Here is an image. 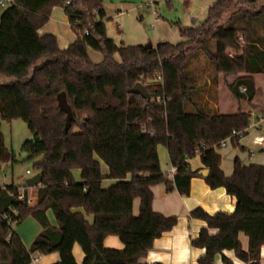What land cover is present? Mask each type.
<instances>
[{
  "label": "trees",
  "instance_id": "obj_1",
  "mask_svg": "<svg viewBox=\"0 0 264 264\" xmlns=\"http://www.w3.org/2000/svg\"><path fill=\"white\" fill-rule=\"evenodd\" d=\"M101 2L12 0L0 10V75L11 79L0 83V123H26L32 137L21 151L29 159L41 158L34 165L41 176V196L35 204L29 205L25 194L19 200L13 185L0 187V264H31L33 257L51 254H58L56 264H77L75 245L84 256L82 264H140L153 242L177 222L153 211L151 188L163 184L167 192L190 195V182L199 175L188 162L196 155L208 170L205 184L223 189L235 201L231 214L209 215L199 208L189 213L216 231L210 235L203 229L191 240L193 248L204 250L197 263L214 264L219 255L223 264H231L223 252H232L243 264H260L264 166L245 167L236 159L232 176L226 178L215 151L226 139L244 151L239 141L250 114L221 115L202 105L205 84L199 83L200 70L186 66L192 54L204 52L212 64L207 70L211 83L215 85L219 75L236 77L228 85L230 94L251 103L257 92L252 76H264V0H214L201 26L179 28L183 41L159 43L148 51L117 46L107 38ZM55 7L64 11L76 36L65 50L58 48L54 36L38 35ZM88 49L101 53L103 62L92 63ZM137 83L147 89L149 101L129 92ZM59 93L65 94L74 118L66 136ZM74 129L89 143L90 159L78 165L67 158ZM4 140L0 130V163L13 162ZM52 140L60 143L55 165L49 162ZM158 146L176 169L171 180L160 170ZM94 156L107 167V178L115 181L108 189L101 187L104 178ZM74 170L79 171L78 180ZM134 199L140 201L136 217ZM48 210L55 227L47 220ZM85 215L92 217V224ZM29 217L41 232L26 249L10 224L17 226ZM239 235L248 239L245 252ZM108 236L117 237L123 249L104 248Z\"/></svg>",
  "mask_w": 264,
  "mask_h": 264
},
{
  "label": "crops",
  "instance_id": "obj_2",
  "mask_svg": "<svg viewBox=\"0 0 264 264\" xmlns=\"http://www.w3.org/2000/svg\"><path fill=\"white\" fill-rule=\"evenodd\" d=\"M38 35L54 36L60 50L67 49L76 40V36L70 29L64 11L59 7L52 9L48 22L38 30ZM205 78L206 80L202 82V84H205V90L201 93L202 105L213 108L217 114L221 115L236 114L239 111L250 114L249 127L239 141V145L244 151L233 148L230 141L224 147L215 150L220 156L221 163L219 168L223 176L226 178L232 176L234 161L236 159L245 167L255 164L257 166H264V113L262 111L264 107V76H252L257 92L255 99L251 103L237 101L230 94L228 85L232 84L236 77L224 79V77L219 75L215 85L211 83L208 75ZM77 132L79 131L77 130ZM76 139L80 141L79 148L77 149L80 158H77L75 154L72 155L70 151L67 153V158L68 162L78 165L81 161L90 159V153L89 143L85 137L79 134ZM157 154L161 172L171 180L173 177L169 174V171L172 166L170 165L166 150L158 146ZM92 158L97 159L95 156ZM98 162L104 178L101 187L108 189L115 184V181L107 178L109 176L107 167L101 161ZM188 165L190 170L198 172L199 176L191 180L190 195L187 197L180 196L176 190L167 192L163 184L151 188L153 194V211L164 217H176L177 222L171 231L163 234L153 242L151 250L147 252L145 257L139 260L140 264H198L197 260L204 255V250L193 248L191 246V240L196 239L199 232L203 229L207 230L210 235H214L216 231L209 230L204 222L190 218L189 213L197 208L204 210L209 215H214L218 212L231 214L234 210V199L226 195L223 189L211 190L205 184L204 178L200 175L204 167L201 164L199 155L190 159ZM73 174H75V179L78 180L79 171L74 170ZM38 188L40 187L22 191L28 201H30L29 205H33L39 200L41 195L38 193ZM17 190L21 193L19 189ZM139 205V199H134L132 214L135 217L138 215ZM73 212L83 213L81 209H75ZM46 217L49 224L55 227L57 222H55L50 210L46 212ZM85 219L88 223L92 224L91 216L85 215ZM14 232L21 237L22 243L28 249L41 232V227L37 221L28 218L25 225L18 227ZM104 240L103 247L106 249L118 251L123 249L120 240L115 236H108ZM239 241L242 250L244 252L247 251L248 239L243 235H239ZM73 255L75 262L82 264L84 256L78 245L73 247ZM223 256L230 260L231 264H243L236 259L232 252H223ZM36 259L37 262L35 264H56L59 261V256L58 254H51L47 256H36ZM260 261V264H264V246H262L260 251ZM214 264H223L221 256H216Z\"/></svg>",
  "mask_w": 264,
  "mask_h": 264
},
{
  "label": "rangeland",
  "instance_id": "obj_3",
  "mask_svg": "<svg viewBox=\"0 0 264 264\" xmlns=\"http://www.w3.org/2000/svg\"><path fill=\"white\" fill-rule=\"evenodd\" d=\"M214 0H107L102 1L101 6L105 17L107 38L113 40L117 46H145L151 44L154 48L159 43L179 44L183 41L180 37L179 28H197L201 26L207 18L208 10ZM213 45V44H212ZM90 61L94 64L103 62L101 53L87 50ZM193 57L188 61L186 69L198 68L199 83L206 80L212 64L208 61L204 52L192 54ZM114 60L119 62V56L115 54ZM204 68V69H203ZM204 71V72H203ZM210 77V75H209ZM11 80L0 75V83ZM0 130L3 135L5 148L12 154L14 161L0 163V187L13 185L21 191H28L25 183L34 176V165L41 158L29 159L21 151L24 142L31 140L26 123L15 120L11 123L1 122ZM76 129L72 131L70 137V152L74 154V149L79 148L80 141ZM81 135V134H80ZM52 154L49 162L56 164L59 157L58 147L60 143L52 140ZM94 160L98 161L94 158ZM27 171L30 175H26ZM32 219L31 217H29ZM28 219V218H27ZM27 219L18 227L24 226Z\"/></svg>",
  "mask_w": 264,
  "mask_h": 264
},
{
  "label": "water",
  "instance_id": "obj_4",
  "mask_svg": "<svg viewBox=\"0 0 264 264\" xmlns=\"http://www.w3.org/2000/svg\"><path fill=\"white\" fill-rule=\"evenodd\" d=\"M143 49L146 51L151 50L152 49V45L151 44H147L143 47ZM131 94L133 95H138L140 96L142 99L149 101L150 100V96L147 89L141 85L140 83L135 84L129 91ZM57 100V105L58 108L60 110V112H62L65 115V123H64V129H63V134L64 136H66L71 128L72 123L74 122V118L72 115V112L70 110V107L67 103L66 100V96L64 93H59L56 97ZM66 139V137H65ZM200 175L202 176V178L206 179L207 175H208V170L204 169L200 172ZM41 183V176L40 174H35L34 176H32L31 178H29L25 185L28 188H36L39 187Z\"/></svg>",
  "mask_w": 264,
  "mask_h": 264
},
{
  "label": "built area",
  "instance_id": "obj_5",
  "mask_svg": "<svg viewBox=\"0 0 264 264\" xmlns=\"http://www.w3.org/2000/svg\"><path fill=\"white\" fill-rule=\"evenodd\" d=\"M101 1H105V0H101ZM12 1L11 0H0V10H2V9H5L6 7H8L9 5H10V3H11ZM97 13V12H96ZM245 91V89H242V92H244ZM228 141H229V139H226V140H224V141H222L221 143H220V146L221 147H224L227 143H228ZM175 171H176V169L175 168H171V170L169 171V174L171 175V176H173L174 175V173H175ZM30 175V172L29 171H27V173H26V175ZM38 190H41L40 188H38ZM23 198H24V193L21 191V193H19L18 192V199L19 200H23ZM27 203L29 204L30 203V201H28V199H27ZM4 219H6V220H8L6 217L4 218ZM9 221V220H8ZM10 224V223H9ZM11 225V227H14V223H11L10 224ZM37 262V259H36V257H33L32 258V263L31 264H35Z\"/></svg>",
  "mask_w": 264,
  "mask_h": 264
}]
</instances>
